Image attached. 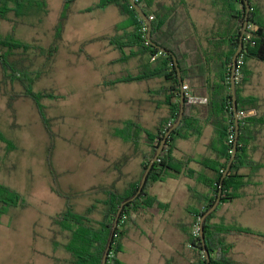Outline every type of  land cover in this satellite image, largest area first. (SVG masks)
Listing matches in <instances>:
<instances>
[{
	"label": "rangeland",
	"instance_id": "1",
	"mask_svg": "<svg viewBox=\"0 0 264 264\" xmlns=\"http://www.w3.org/2000/svg\"><path fill=\"white\" fill-rule=\"evenodd\" d=\"M98 1L28 0L22 3L20 15L10 13V21L1 23L4 34L12 31L16 39L31 46L27 53L33 59L32 71L35 68L32 90L42 94L39 102L47 126L29 99H9L13 108L9 109L5 103L9 96L0 93V183L18 192L25 203L10 208L0 219V264H36L40 257L31 250L33 223L42 230L64 193L86 189L96 175L93 172L111 170L112 157L121 154L112 135L121 125L128 126L120 107L140 99L142 87L133 82L100 98L95 95L102 82L97 81L99 76L131 71L124 63L113 61L118 53L106 39L123 19L117 7L110 4L84 11ZM63 14L66 17L60 19ZM2 88L23 91L18 81L2 83ZM96 99L99 108L92 105ZM114 115H120L121 122ZM130 166L129 162L125 167ZM96 176L99 182L104 172ZM183 200L181 192L174 196L165 220L179 218L186 222L182 227L192 231L199 223H187L191 215L181 206ZM210 222L237 224L264 234V183L248 188L244 197L219 205ZM150 236L159 247L155 234ZM184 237L185 248L196 253V264L201 255ZM225 238L233 244L230 253L236 264H264L263 237L232 234ZM35 245L43 250L41 242Z\"/></svg>",
	"mask_w": 264,
	"mask_h": 264
},
{
	"label": "trees",
	"instance_id": "2",
	"mask_svg": "<svg viewBox=\"0 0 264 264\" xmlns=\"http://www.w3.org/2000/svg\"><path fill=\"white\" fill-rule=\"evenodd\" d=\"M72 1V0H64ZM219 1V0H216ZM28 0H0V26L2 21H10V13L15 17L20 15L21 5ZM141 6L151 22L150 38L157 46L164 47L167 52L159 50L157 46L152 45L146 38L147 26L144 21L138 16L135 9L128 0H99L94 6L87 7L84 11L88 12L95 8H104L107 5L117 7L119 14L123 19L115 26L116 31L107 36L106 39L112 48L117 51L118 57L116 61L125 62L128 58L146 57L147 67L152 71H143L126 73L115 77L108 83L114 84L119 82L139 81L142 79L162 76L169 83L168 91L171 92V97L175 98V102L170 104L171 116L166 119L155 129L154 132L147 131L135 125L134 122H128L127 125H132V133L129 137L132 142L137 141V136L133 132L135 128L142 129L145 134V140L149 146V152L143 156L140 162V172L138 176L123 190H118L113 186L96 188L88 192L84 197L93 201L87 205L81 213H76L72 207L73 201L80 200L83 195L79 194H63L65 207L61 213L57 214L56 218L63 219L68 222L65 226L68 230L76 226L70 231L69 239L71 246L68 248L73 255L74 260L64 264H100L104 248L109 236L111 224L119 204L130 197L137 189L140 176L146 167L149 159L153 155L155 148L159 144L164 131L175 120L180 100V88L177 80L176 69L173 63L174 50L170 45L174 25L172 16L163 10V0H136ZM228 14L233 10V4L238 3L239 8L233 12V17L236 18V26L230 35V50L226 55L225 67L226 72V91L216 103H211L210 119L208 122L214 124L215 135L209 141L207 148L216 155V159H195L191 155L183 153L180 156H175L173 152L176 146L173 141L175 137L186 138L187 129L189 127L186 120V104L189 97V92L184 96V112L180 124L168 136L167 141L160 152L157 160L153 163L142 191L138 196L127 202L120 214L118 224L114 230V236L111 242V247L105 264H120L116 258L117 253L121 249L120 240L123 235L122 226L127 221L131 220L130 213L138 209H148L153 206L165 208V204L158 201L155 197L148 193V187L168 176H186L195 181L193 186L189 187V195L195 200V204L187 207V212L194 217V223H199V218L203 212L214 202L219 192L220 178L226 168L227 161L233 149L234 138L229 142V135L234 134V118L231 105L230 93V70L232 65V56L239 42L241 26L244 20L245 7L243 0H222L221 1ZM250 3L248 14V24L243 35L242 50L237 57L242 58V63L237 67L235 73V90L237 110H247L255 107L254 98H246L245 101H240L238 97V84L244 80L240 74L244 60L253 58L264 61V23H261L256 17V10ZM172 9V7H170ZM26 13H24L25 15ZM66 17L63 14L60 19ZM120 30V31H119ZM59 32V30L57 31ZM27 43L16 39L13 32L3 33L0 29V73H2V83H10L14 85L15 81L20 82L23 87L21 93L12 92L10 97L21 96L31 98L37 107V111L42 119L43 125L47 126V121L44 116L43 106L39 102L41 93H36L32 90L34 74L30 67L33 62L31 54L27 53L30 49ZM128 51V52H127ZM51 56L50 51L48 57ZM48 59V58H47ZM236 60V61H237ZM27 62V63H26ZM146 66V64H144ZM28 70L32 71L29 72ZM41 72V71H40ZM1 87V86H0ZM214 96V94H213ZM256 122V117H239L238 140L234 159L231 162L230 168L226 176L222 180L219 205L233 201L236 198L246 195L247 189L254 185L257 173L264 169V161L254 160L249 155L251 140L254 138L250 124ZM192 131V130H191ZM198 133V130H195ZM197 163L203 169L211 173L210 176L204 173L199 174L194 171L190 164ZM198 186L205 189L200 190ZM25 206L23 197L10 187L0 183V218L6 214L12 207ZM215 210L210 213L202 224L204 232L205 245L210 254V264H236V261L231 256V248L233 244L227 242L225 236L232 234H250L264 238V234L237 224H217L211 223ZM94 215L100 219L93 220ZM58 219V220H59ZM183 233L186 235L187 241L198 250L201 255L198 263L206 264L202 253L201 240L199 234L193 235L191 231L182 227Z\"/></svg>",
	"mask_w": 264,
	"mask_h": 264
},
{
	"label": "crops",
	"instance_id": "3",
	"mask_svg": "<svg viewBox=\"0 0 264 264\" xmlns=\"http://www.w3.org/2000/svg\"><path fill=\"white\" fill-rule=\"evenodd\" d=\"M222 0H163V10L167 13L170 11L174 31L170 40V45L174 50L172 56L177 61V66L180 70L182 83L189 87V97L186 104V116L189 127L187 129L186 138H174L176 150L173 152L175 156H180L183 153L191 155L195 159H216V155L212 153L207 145L211 138L215 135L214 124L208 122L210 119L211 103L217 102L224 95L226 87V72L225 67L226 55L230 50V35L236 26V18L233 17V12L239 8V4H233V10L228 14ZM251 5L256 10V17L264 23V0H251ZM172 7V9L170 8ZM113 51H115L112 48ZM128 52V51H127ZM116 57V56H115ZM114 57V58H115ZM118 57V56H117ZM117 57L113 60L116 61ZM146 57L128 58L124 63L131 69L130 72L136 74L145 71H152L147 67ZM174 63V60H173ZM146 64V66L144 65ZM244 80L238 84V97L240 101H245L246 98L255 99V107L247 109L246 117H256V122L250 124L252 135L251 147L249 155L254 160L264 161V61L248 58L244 60L242 71L240 72ZM177 75V73H176ZM120 75L99 76L97 81H102L95 95L100 98L101 95L111 93L118 87H127L133 82L140 83L141 94L140 99L130 100L128 104H123L122 113L127 116L125 123L134 122L135 125L147 131L154 132L155 129L171 116V106L175 102V98L171 97V92L168 91L169 83L162 76L142 79L139 81L119 82L110 84V80ZM2 73H0V81ZM230 80V77H229ZM0 93L3 96L8 95L5 103L9 109L12 108V102L9 104V99H29L37 111L35 102L28 97L15 96L10 97V91H5L0 85ZM214 94V96H213ZM41 104V103H40ZM42 105V104H41ZM93 106H100L99 99L93 101ZM135 108H134V107ZM13 109V108H12ZM111 109V107H110ZM119 109V108H118ZM120 111V110H119ZM39 114V113H38ZM120 121V115H114ZM136 116V121H135ZM134 117V118H133ZM134 120V121H133ZM121 122V121H120ZM124 123V124H125ZM142 129L133 131L137 136V141L130 140L132 133V125H121L112 135L115 139L121 154L115 159L114 168L111 170L99 169L93 174L104 172L103 179L96 182V175L84 190H69L64 194H79L84 196L96 189L113 186L118 190H123L127 184L132 182L140 172V162L144 155L149 152V146L145 140V134ZM192 130V131H191ZM198 130V133L195 132ZM107 142V141H105ZM131 163L130 168H126L127 163ZM125 164V165H124ZM190 167L199 174L204 173L210 176L211 173L197 163L192 162ZM253 182L256 187L258 184L264 183V169L257 173ZM261 177V178H260ZM124 179L123 181L121 179ZM121 182V183H120ZM195 181L186 176H168L160 181L152 183L148 187V193L155 197L158 201L164 203L165 208L153 206L148 209H138L130 213L131 220L123 224V235L120 240L121 249L117 253L116 258L120 264H193L195 263L196 253L193 250L185 248V237L182 230V224L186 222L176 218L169 221L165 220V216L174 205V196L182 193L184 200L182 207L187 211V207L195 204L189 195V187L193 186ZM200 190H205L198 186ZM61 196V195H60ZM245 196V195H244ZM242 196V197H244ZM62 198V203L58 206L57 211L49 217L48 222L42 230L37 229V224L32 225L30 238L32 240V252L38 253V261L36 264H64L74 260L73 255L69 251L71 242L69 239L70 231L65 227L68 222L63 219H57V214L65 207V200ZM93 203L92 200L85 198L84 200H76L72 202V207L76 213H81L83 209ZM20 207V206H19ZM24 207V206H23ZM8 213V212H7ZM6 213V214H7ZM189 213V212H188ZM191 218H188L187 223L192 221L194 217L191 213ZM5 215V214H3ZM2 215V216H3ZM1 216V217H2ZM93 220L100 219L97 215L92 216ZM1 219V218H0ZM180 220V221H179ZM9 228L12 229L11 222ZM155 234L159 249L156 244H153L151 236ZM174 239L176 242H174ZM36 242L42 243L43 250L35 245ZM41 247V246H40ZM192 247V246H190ZM153 250L156 251L154 256Z\"/></svg>",
	"mask_w": 264,
	"mask_h": 264
},
{
	"label": "water",
	"instance_id": "4",
	"mask_svg": "<svg viewBox=\"0 0 264 264\" xmlns=\"http://www.w3.org/2000/svg\"><path fill=\"white\" fill-rule=\"evenodd\" d=\"M128 1L132 5V7L135 9V11L137 12L138 16L144 21V23L147 26V32H146L147 40L152 45L157 46V45H155V43H153L151 41V38H150L151 22H150L149 18L147 17V15L145 14V12L141 8V6L136 2V0H128ZM243 4H244V7H245L244 20H243V23H242V26H241V30H240L239 42H238V45H237V47H236V49H235V51L233 53V56H232V65H231V70H230V93H231L232 113H233V118H234V135H235L234 143H233V149H232L231 155H230V157H229V159L227 161L226 168L224 169V171H223V173L221 175V178H220V186H219L218 195L215 198L214 202L200 216L199 226H198L199 227V233L198 234H199V237H200V240H201L202 253L204 255V259H205L206 264H210V254H209V251H208V249H207V247L205 245L204 232H203L202 224H203L205 218L210 213H212L215 210V208L217 207V205H218V203L220 201V191H221L222 180L226 176V174H227V172H228V170L230 168L231 162L234 159L236 146H237V140H238V133H239V131H238V128H239V116H238L237 101H236L235 73H236V60H237V57H238V55L240 54V52L242 50L243 35H244V32H245V30L247 28V24H248V14H249V10H250L249 0H243ZM157 47L159 48V50L167 52V50L164 47H161V46H157ZM173 60H174V66H175V69H176L177 80H178L179 88H180V100H179V107H178L177 116H176L175 120L171 123V125L164 131V134H163L162 138L160 139L159 144L155 148V151H154L153 155L149 159L146 167L144 168V170H143V172H142V174L140 176L139 183H138L136 191L130 197L126 198L125 200H123L119 204V206L117 208V211L115 213V216L113 218L112 224H111L109 236H108V239H107V242H106V246H105L104 251H103V255H102V259H101L100 264H105L106 261H107V256H108V253H109V250H110V247H111V242H112V239H113V236H114V230H115V228H116V226L118 224V220H119V217H120V214L122 212V209H123L124 205L127 202L135 199L138 196V194L142 191L143 186H144V184L146 182V179H147V175H148L153 163L157 160L160 152L163 150V147H164V145H165V143L167 141L168 136L180 124V122H181V120L183 118L185 92L182 89V85H183L182 78H181L180 70H179V68L177 66V61L175 60L174 56H173Z\"/></svg>",
	"mask_w": 264,
	"mask_h": 264
},
{
	"label": "built area",
	"instance_id": "5",
	"mask_svg": "<svg viewBox=\"0 0 264 264\" xmlns=\"http://www.w3.org/2000/svg\"><path fill=\"white\" fill-rule=\"evenodd\" d=\"M241 63H242V58L239 57L238 60L236 61V70H237V67H238ZM182 89L184 90L185 93H187L188 90H189V87H188V85L183 84V85H182ZM238 116H239V117H242V118L246 117V116H247V111H246V110H240V111L238 112ZM233 138H234V134L232 133L231 135H229V139H228L229 142H232V139H233ZM191 232H192L193 235H197V234L199 233V227H195L194 229H192ZM189 246H192V245H190V243H189Z\"/></svg>",
	"mask_w": 264,
	"mask_h": 264
}]
</instances>
